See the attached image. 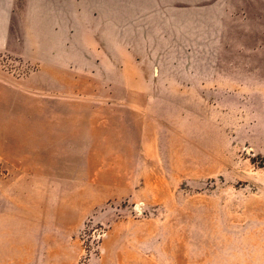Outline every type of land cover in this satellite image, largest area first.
<instances>
[{
  "label": "rangeland",
  "instance_id": "obj_1",
  "mask_svg": "<svg viewBox=\"0 0 264 264\" xmlns=\"http://www.w3.org/2000/svg\"><path fill=\"white\" fill-rule=\"evenodd\" d=\"M16 2L0 10L11 75L39 66L28 55L78 60L84 34L167 57L136 169L77 185L0 179V264H264V0ZM25 2L41 12L28 18Z\"/></svg>",
  "mask_w": 264,
  "mask_h": 264
},
{
  "label": "crops",
  "instance_id": "obj_2",
  "mask_svg": "<svg viewBox=\"0 0 264 264\" xmlns=\"http://www.w3.org/2000/svg\"><path fill=\"white\" fill-rule=\"evenodd\" d=\"M16 3L9 0L0 10L12 16ZM23 9L28 18L42 10L31 2H25ZM152 10L160 15L159 8ZM98 37L74 38L82 46L69 53L77 54L78 60L67 52L50 58L40 53L28 55L40 62L26 75L0 69V168L7 172L6 181L15 186L77 185L94 180L97 170L111 171L118 179L125 175L121 170L136 169L142 154L149 151L153 136L149 83L156 69L165 66L166 52L130 50L125 45L133 39L119 34L115 37L124 46ZM6 43L0 35V49ZM4 188L0 198L8 195Z\"/></svg>",
  "mask_w": 264,
  "mask_h": 264
},
{
  "label": "built area",
  "instance_id": "obj_3",
  "mask_svg": "<svg viewBox=\"0 0 264 264\" xmlns=\"http://www.w3.org/2000/svg\"><path fill=\"white\" fill-rule=\"evenodd\" d=\"M6 174L7 172L3 168H0V179L4 178Z\"/></svg>",
  "mask_w": 264,
  "mask_h": 264
}]
</instances>
